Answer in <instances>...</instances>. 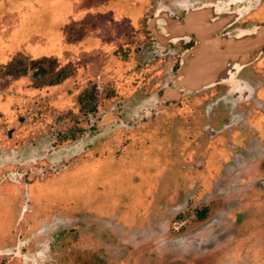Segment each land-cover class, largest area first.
Here are the masks:
<instances>
[{
	"label": "rangeland",
	"instance_id": "obj_1",
	"mask_svg": "<svg viewBox=\"0 0 264 264\" xmlns=\"http://www.w3.org/2000/svg\"><path fill=\"white\" fill-rule=\"evenodd\" d=\"M176 2L0 0V264H264L262 117L227 104L240 116L215 133L236 140L207 176V156L183 158L182 170L155 166L162 141L143 138L146 123L136 119L147 95L129 94L131 80L112 77V62L125 73L137 59L136 45L122 47L126 37L116 42L114 32L141 34L154 9ZM69 81L72 90L63 91ZM206 93L183 108L200 114ZM67 94L69 103L60 100ZM111 97L122 107L107 105ZM117 132L123 136L106 150ZM60 172L64 178L50 179Z\"/></svg>",
	"mask_w": 264,
	"mask_h": 264
},
{
	"label": "flooded vegetation",
	"instance_id": "obj_2",
	"mask_svg": "<svg viewBox=\"0 0 264 264\" xmlns=\"http://www.w3.org/2000/svg\"><path fill=\"white\" fill-rule=\"evenodd\" d=\"M191 1L177 0L174 8L154 9L151 20L154 23H146L141 29L143 31L141 34L137 33L139 29L133 30L132 27L127 31L116 30L112 36L113 39L118 42L122 36H125L126 43L122 47L130 48L132 44L136 45L137 59L130 67L129 73H122L123 66L112 62L114 66L112 72L115 74L112 77L114 81L115 79L126 82L131 80L130 89L127 88L129 94L147 95L136 107L140 115L136 119L141 120L143 124L146 123L141 131L143 138L156 137L158 134V139L162 141L160 143L163 149L162 156L148 157L153 158L154 161L157 159L154 165L168 168L175 165L181 169L183 158L198 159L199 156H207L204 174L207 176L213 172V169L219 167L220 159L230 157L232 144L236 140L234 135L229 139L224 134L217 135V129L221 128V125L229 128L232 119L239 117L244 110L248 109V105L250 111L253 110L256 116L259 114L262 117V136L259 140L264 142V37L259 41L256 35L257 32L262 34L260 29L264 27V0H219L210 7L203 6L199 0ZM158 17L160 19H157ZM161 19L163 23L159 26L158 20ZM94 42L93 37L87 41L89 50ZM248 44L254 46L245 57L243 48ZM119 50L120 46L116 45L115 52L121 56ZM122 52L125 53L126 50ZM100 58L102 59L103 56ZM100 63L101 61L98 73L101 76L103 70L100 71L102 69ZM205 69L211 76L217 71L222 78L209 80L204 84L192 77L196 74V78H201L206 72ZM188 70H190L189 73ZM189 77H192V80ZM120 84L123 85V83ZM62 87L63 91L65 89L70 91L73 84L69 81L62 84ZM97 88L100 89L95 87L94 96L97 95ZM201 91H208L200 102L197 101L201 106L205 105L203 106V110L206 108L205 111L200 108L199 114L189 109L187 105H185L187 109L183 108V101L190 102L192 96ZM115 93L118 91L112 90V94L109 95ZM70 97L67 94L60 97V100L69 103L72 101ZM106 101L113 110L122 107L119 106L115 97L108 98ZM200 105L197 104V106ZM227 106L231 110L239 108L240 114L233 116ZM1 109L5 111L4 106ZM246 115L252 116L251 113ZM246 115L244 120L247 124ZM207 116H210L208 120ZM110 119L113 124L116 122L117 126L120 125L119 118ZM206 120L209 123H206ZM113 124L110 126L112 127ZM204 125L208 128H204ZM105 126L96 124V129ZM122 136L121 133H113L110 136L112 145L106 143L104 148L114 150L113 144ZM208 139L211 140L208 141ZM243 141H247V138L244 137ZM243 151L247 154L246 148ZM93 154L90 152L87 158L91 160L90 155ZM109 158H114V155ZM115 159L133 163L137 158L126 159L118 156ZM215 164L216 167H214ZM69 165H71L70 162ZM22 172L20 168V180H25ZM183 172L186 173V171ZM65 173L60 172L58 176L51 175L50 179L64 178ZM12 184L22 190H28L31 187L32 191L42 187V184L37 185L34 182L26 187L20 182Z\"/></svg>",
	"mask_w": 264,
	"mask_h": 264
},
{
	"label": "water",
	"instance_id": "obj_3",
	"mask_svg": "<svg viewBox=\"0 0 264 264\" xmlns=\"http://www.w3.org/2000/svg\"><path fill=\"white\" fill-rule=\"evenodd\" d=\"M260 32H262V34L261 33H259V32H257V38L259 39V41L264 37V27L262 28V29H260ZM254 45H250V44H248V46H245L243 49L245 50V52L243 53V55L245 56V57H247L248 55H249V51L252 49V47H253ZM189 71L190 70H188V73H189ZM205 73H203L202 75V77L200 78H196V74L195 75H193L192 77L194 78V79H199L202 83H204L205 84V82L206 83H208V81L209 80H218V79H221L222 77L220 76L221 74H219V73H217V71L215 72V74L214 75H212L211 76V74L210 73H208L207 72V70L205 69ZM192 77H189L190 78V80H192L191 78Z\"/></svg>",
	"mask_w": 264,
	"mask_h": 264
}]
</instances>
